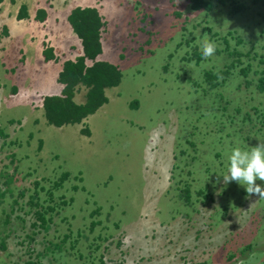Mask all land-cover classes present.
<instances>
[{
    "label": "rangeland",
    "instance_id": "rangeland-1",
    "mask_svg": "<svg viewBox=\"0 0 264 264\" xmlns=\"http://www.w3.org/2000/svg\"><path fill=\"white\" fill-rule=\"evenodd\" d=\"M33 1L40 7L46 0L17 3ZM224 1L225 6L212 0L215 13L217 5L225 8L234 0ZM237 1L249 7L247 14L214 26V12H194L186 0H94L104 21L103 49L105 44L109 64L119 67L122 80L106 90L108 103L83 124L49 126L42 99L30 109L13 106L18 93L0 80V133L6 134L0 137V239L6 247H0V264H264V199L222 178L233 148L250 151L264 144V119L256 125L243 100L236 122L230 119V137L226 133L212 146L202 142L213 115L224 122L214 94L202 88L203 71L215 67L211 61L220 64L213 71L232 61L222 37L243 55V64L264 58L257 48L264 42V5ZM258 25L254 44L239 37ZM0 35L1 43L6 37ZM205 38L216 45L209 57L201 53ZM2 53L0 46L5 62L0 78H8L13 56ZM52 56L47 62L63 67L77 53ZM34 75L26 78L28 86ZM249 92L264 117V95ZM62 173L69 177L53 188ZM185 186L191 189L189 201ZM32 198L44 207L57 206L46 239L63 240L68 250L53 248L38 256L45 233L34 235L36 244L27 238L36 219L28 206ZM73 216L84 220L69 225ZM83 221L89 237L78 243Z\"/></svg>",
    "mask_w": 264,
    "mask_h": 264
},
{
    "label": "trees",
    "instance_id": "trees-1",
    "mask_svg": "<svg viewBox=\"0 0 264 264\" xmlns=\"http://www.w3.org/2000/svg\"><path fill=\"white\" fill-rule=\"evenodd\" d=\"M186 1H188L191 9L194 12H214L213 10L215 8V3H213L212 0ZM250 1L251 3L249 4L254 7L257 5H264V0ZM218 2L220 4H224L223 6L226 5L224 0H218ZM239 3L240 1L237 0L231 1L225 8L216 4L218 12H214L210 23L216 26L220 25L221 22L225 23V17L230 20L233 15L238 16L240 13L242 15H246L249 7ZM24 13L25 12L22 8L18 14V18L24 17ZM68 21L75 35L79 38V40H81L83 55L77 57L74 61H66L63 63L62 71L57 78L58 83L62 86L61 95L45 97L42 100V110L46 123L49 126L55 128L81 124L83 120L95 114L99 109L108 103V98L106 97L105 91L107 89L117 88L122 80V74L116 66L98 60V57L102 54L101 30L104 26L98 10L77 8L71 12L68 17ZM261 29L262 26L258 25L252 30L240 34L239 37L242 36L244 39H248V44L250 45L254 44V39L257 38L258 32ZM222 40L226 44L223 52L226 53L228 57L232 58V61H225L223 68L217 71H213V69L218 68V65L220 64L211 61L215 67L211 69L208 68V70L203 71L204 86L202 85V88L207 91H211L214 94H212L213 102L214 98H216L215 100L218 101L217 107L220 110L218 111V117L221 116L224 122H222L220 119L216 120L217 115L215 114L210 118V124L208 123L209 126L206 124V130L205 127L199 128L196 126L199 131L203 130L200 131V133H203L205 130V133L202 135L205 136L202 137V142L211 146L216 140L218 141L219 137L222 139L226 133L228 135V131L231 129L230 119H233L234 122H236V116L240 114L242 110L241 102H243V100H245L248 106L252 107L255 114L256 125H263L262 121L264 119L262 115H258L257 110L255 109V99L250 96L249 92L250 90L255 89L259 95H264V58H262L261 55L260 61L257 62L254 56L251 62L245 65L242 61L243 55L239 54L236 50H230L228 46V40L225 36L222 37ZM257 45H259L257 48L260 54V51H264V42L259 41ZM52 53L53 52L51 50L46 49L44 51V59L46 61L53 59ZM248 54L250 55V53ZM201 59L199 58L196 61L195 64H198L197 66L200 65ZM88 62H91V66L87 65ZM80 86L86 89L85 103L83 105H79L74 101L76 89ZM132 104L136 105V102H133ZM9 123H12V121ZM85 133L88 135V131ZM5 135L6 134L3 135L0 133L1 138L6 137ZM208 137H211V144H209L207 141ZM39 145L40 146L38 147V150L40 151L42 144L39 143ZM68 177L69 175L67 173H62L57 181L53 182L52 187L55 189L62 187V182L67 180ZM36 185L39 184L36 183ZM182 192L189 201L191 199L190 194H192L189 186H185V189L182 190ZM62 204L66 203L63 202ZM28 206L31 207V210H34L31 212V214L36 219L34 222L30 223L29 229L32 230L31 233L33 234L32 236L31 234L28 235L27 238L30 242L35 243L36 240H34V235L38 232L45 233L42 238L43 241L41 242L43 249L38 253V256L45 257L47 251L53 248L56 250H68V247L64 246L66 243L63 242V240L61 243H55L54 241L50 242L48 239H46L53 224V216L57 213H55L57 206L53 204L52 206L50 205L44 207L40 204L37 198H32V200H29ZM80 213L81 212L79 211V215ZM56 215H58V213ZM79 220L81 222L84 220V217L81 219H76L75 216H73L70 218L71 224L69 223V225H77ZM82 224L81 231L79 229L75 230L76 232H81V235L79 236L80 241L78 242V239H76L77 241H74V244L88 240L89 236L83 234L84 230L86 233L87 227L85 228V226L88 225H85L84 221ZM94 225L95 223L92 222L91 226ZM60 226L66 228L63 224H60ZM71 234L74 238H77L79 233L72 232ZM65 239L68 240L69 237L65 236ZM96 241L98 242L99 239L96 238ZM0 247L2 249H6L4 239H0ZM28 264L35 263L29 262Z\"/></svg>",
    "mask_w": 264,
    "mask_h": 264
},
{
    "label": "crops",
    "instance_id": "crops-1",
    "mask_svg": "<svg viewBox=\"0 0 264 264\" xmlns=\"http://www.w3.org/2000/svg\"><path fill=\"white\" fill-rule=\"evenodd\" d=\"M28 4L18 5L17 0H0V33L3 32L6 37L0 43L3 48L2 55L13 56L14 63V67L7 66L13 69V72L10 71L13 75L8 78L1 77L0 80L4 85L10 82L12 87H15L18 94L13 106L20 105L30 109L37 98L43 100L45 97L60 96L62 93V86L57 81L62 71V63L58 66L48 63L44 59V51L49 49L55 56L76 53L77 57L82 56L81 40L75 35L68 17L77 8L94 9L96 4L94 0H46L40 2V7H36L34 1ZM22 8L24 17L18 18ZM98 13L102 18L99 10ZM101 43L102 54L98 60L110 63L108 50L105 44L103 49V42ZM9 52L12 54H7ZM2 58L0 56L3 66L5 62ZM87 65L91 66V62ZM32 72L35 75L32 84L28 86L26 78ZM82 89V86L76 89L75 100L79 104L84 102ZM84 122L85 120L82 124Z\"/></svg>",
    "mask_w": 264,
    "mask_h": 264
},
{
    "label": "clouds",
    "instance_id": "clouds-1",
    "mask_svg": "<svg viewBox=\"0 0 264 264\" xmlns=\"http://www.w3.org/2000/svg\"><path fill=\"white\" fill-rule=\"evenodd\" d=\"M215 49L216 45L214 42L206 38L202 41L201 53L203 57L213 55ZM83 89L86 95V89ZM84 103L85 98L81 105ZM263 129L264 126L261 127V130ZM260 132L256 131L255 133L260 134ZM222 178L225 184L228 182H236L243 187L246 194L255 195L264 199V183H255V181L264 182V144H258L256 147L251 148L250 151L242 150L239 147L233 148L228 155L227 174L222 176Z\"/></svg>",
    "mask_w": 264,
    "mask_h": 264
},
{
    "label": "built area",
    "instance_id": "built-area-1",
    "mask_svg": "<svg viewBox=\"0 0 264 264\" xmlns=\"http://www.w3.org/2000/svg\"><path fill=\"white\" fill-rule=\"evenodd\" d=\"M84 88V87H83Z\"/></svg>",
    "mask_w": 264,
    "mask_h": 264
}]
</instances>
